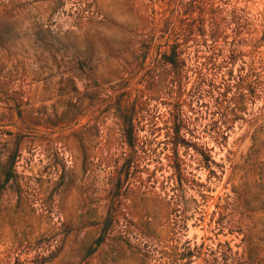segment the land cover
Masks as SVG:
<instances>
[{
  "label": "rangeland",
  "instance_id": "1",
  "mask_svg": "<svg viewBox=\"0 0 264 264\" xmlns=\"http://www.w3.org/2000/svg\"><path fill=\"white\" fill-rule=\"evenodd\" d=\"M0 264H264V0H0Z\"/></svg>",
  "mask_w": 264,
  "mask_h": 264
}]
</instances>
